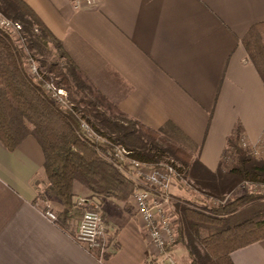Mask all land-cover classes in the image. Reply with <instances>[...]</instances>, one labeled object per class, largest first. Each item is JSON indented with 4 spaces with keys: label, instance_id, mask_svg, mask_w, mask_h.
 <instances>
[{
    "label": "crops",
    "instance_id": "0c3cea01",
    "mask_svg": "<svg viewBox=\"0 0 264 264\" xmlns=\"http://www.w3.org/2000/svg\"><path fill=\"white\" fill-rule=\"evenodd\" d=\"M22 1L99 93L185 145L210 170L235 129L251 145L263 134L264 84L241 38L264 21V0H99L80 9L70 0ZM43 161L32 135L13 148L0 139V264H158L128 200L95 198L74 184L75 203L101 214L103 252L76 239L79 216L63 228L50 220L45 209L58 216L63 205L44 189ZM170 188L169 195L184 192ZM172 251L176 264H186L180 244ZM230 257L264 264V238Z\"/></svg>",
    "mask_w": 264,
    "mask_h": 264
},
{
    "label": "trees",
    "instance_id": "16d2710c",
    "mask_svg": "<svg viewBox=\"0 0 264 264\" xmlns=\"http://www.w3.org/2000/svg\"><path fill=\"white\" fill-rule=\"evenodd\" d=\"M0 13L21 26L15 32L0 28V139L10 148L27 135L36 139L44 156V189L63 205L56 217L60 227L84 209H97L75 203V183L95 198L124 201L133 192L134 181L104 157L109 144L152 167L170 164L195 197H204L172 202L175 243L188 264H234L232 251L264 238V194L249 190L264 186V157L240 145L237 129L223 151L230 150L229 164L221 160L210 170L160 129L128 117L99 93L22 0H0ZM241 43L264 84V21L251 25ZM57 89L65 95H53ZM81 120L101 140L87 138Z\"/></svg>",
    "mask_w": 264,
    "mask_h": 264
},
{
    "label": "built area",
    "instance_id": "2783aa9c",
    "mask_svg": "<svg viewBox=\"0 0 264 264\" xmlns=\"http://www.w3.org/2000/svg\"><path fill=\"white\" fill-rule=\"evenodd\" d=\"M70 1L74 9H80L94 6L99 0ZM20 27L18 22L12 21L0 13V28L9 32H15ZM30 71H35L34 64L30 65ZM47 87L51 88L50 85ZM57 93L60 94L61 90L58 89ZM53 95H56V93L54 92ZM80 130L89 139L101 140L83 120L80 122ZM240 141V145L250 147L254 155L264 157V132L256 144H249L243 137L240 138ZM104 150V157L113 162L129 178H133V173L142 176L141 181H135V188L131 195L133 210L142 221L147 239L154 248L158 264H176V259L172 253L177 238L176 224L172 219V215L166 210V204L170 199L167 189L170 187L172 178L176 176L174 168L170 164L152 167L130 157L129 152L118 145L110 146L106 144L104 145ZM250 190L253 191L252 188ZM82 202L80 201V204ZM45 215L50 220H56L57 217L49 207L45 209ZM104 236L105 226L99 211L97 209H85L77 224L76 239L88 248H98L103 252Z\"/></svg>",
    "mask_w": 264,
    "mask_h": 264
},
{
    "label": "rangeland",
    "instance_id": "374dc122",
    "mask_svg": "<svg viewBox=\"0 0 264 264\" xmlns=\"http://www.w3.org/2000/svg\"><path fill=\"white\" fill-rule=\"evenodd\" d=\"M5 16V15H4ZM6 18H8L7 16H5ZM8 19H10V18H8ZM10 20H12V19H10ZM12 21H14V20H12ZM36 64V63H35ZM61 90V93L59 94V93H57L58 92V89L55 91V93L56 94H59V95H65V92H64V90L63 89H60ZM240 137H243L242 135H240ZM244 138V137H243ZM239 142H241V141H239ZM178 144H181L182 146H183V144L182 143H180V142H177ZM185 149H187V151L188 152H191L187 147H185V145L183 146ZM226 148V147H225ZM232 151V150H231ZM229 152H230V150H228V152L227 153H225V154H223L222 153V156H221V158H220V161L222 160V164L225 166V165H227V164H229V161H230V159L228 158V156H230V154H229ZM191 154H192V152H191ZM192 157H194L193 155H192ZM164 164V163H163ZM167 165H169V164H167ZM172 185H175V186H181V187H183V190H184V192H182L181 191V195H180V197H178V196H176V195H170V196H172V200H170L169 199V202L166 204V210L172 215H174V213H173V205H172V202H174L175 201V199L176 198H187V199H190V200H199V199H202L203 200V196L202 195H197V197H195L196 196V193L190 188V186H188L183 180H179V179H177L176 178V176H174L173 178H172V182H171V184H170V187L172 186ZM168 188L167 189V192L169 191V190H171L172 188ZM252 189H253V191L252 192H254V193H256V191H259L261 194H264V186H258V187H255V189H254V187H252ZM239 190V189H238ZM250 190V189H249ZM238 192V191H237ZM131 195H132V193L130 194V196L126 199V200H128V201H130L131 202V205H132V201H131ZM232 196V193L231 194H227L226 196ZM228 198V197H227ZM125 201V200H124ZM211 201V199L210 200H208V203ZM213 202V201H212ZM211 202V204H214L215 202H213L212 203ZM171 203V204H170ZM80 206V205H79ZM50 209V208H49ZM85 210V209H84ZM84 210H82V213L84 212ZM82 215V214H81ZM172 215V219H173V221L175 222L176 221V218L174 217ZM81 217V216H80ZM175 245H177L176 243H175ZM174 245V246H175ZM173 253V256L175 257V259H177V253H178V251L177 252H172ZM185 260H186V264H188V257H187V254L185 253ZM182 260L183 259H180V264H183L182 263Z\"/></svg>",
    "mask_w": 264,
    "mask_h": 264
}]
</instances>
